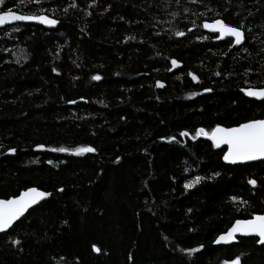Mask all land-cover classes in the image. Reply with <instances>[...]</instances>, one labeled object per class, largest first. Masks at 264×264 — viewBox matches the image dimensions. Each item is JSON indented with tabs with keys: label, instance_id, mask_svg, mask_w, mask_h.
Returning <instances> with one entry per match:
<instances>
[{
	"label": "trees",
	"instance_id": "obj_1",
	"mask_svg": "<svg viewBox=\"0 0 264 264\" xmlns=\"http://www.w3.org/2000/svg\"><path fill=\"white\" fill-rule=\"evenodd\" d=\"M8 9L58 25L0 28V198L50 193L0 233V264H264L256 237L215 244L235 220L264 215V160L224 164L225 148L192 138L263 117L264 99L244 90L264 86V0ZM217 19L244 42L206 31Z\"/></svg>",
	"mask_w": 264,
	"mask_h": 264
},
{
	"label": "snow or ice",
	"instance_id": "obj_2",
	"mask_svg": "<svg viewBox=\"0 0 264 264\" xmlns=\"http://www.w3.org/2000/svg\"><path fill=\"white\" fill-rule=\"evenodd\" d=\"M4 0H0V4H3ZM28 21L36 20L44 24L55 25L56 20L49 18L46 15H21L13 12L12 9L7 11H0V26L11 23L12 21ZM203 27L218 31L220 37L232 36L235 39L236 44H240L243 39V33L239 28L230 26L224 23L223 20H214L212 23L205 22ZM176 35H183V33L177 32ZM173 66L177 64L176 60L172 61ZM56 71V69H53ZM93 79L99 80L100 77L96 76ZM196 79V77H193ZM159 84V82H158ZM205 91H210L205 89ZM248 96H254L258 98H264V88L260 89H245ZM195 95V94H193ZM74 103V101L72 102ZM187 131L180 132V136H188ZM197 136L208 137L213 146L219 147L221 144L228 146V151L223 155V159L227 162L236 163L254 160L259 157H264V119H253L245 123H241L236 127L224 128L220 125L212 128L210 132L204 128H198L195 130V135L192 137L195 139ZM169 140H175V137H168ZM37 147H43L38 145ZM15 149H9V152H15ZM58 151H66V149H58ZM77 152H95L96 149L92 147H83L76 150ZM214 175H219L215 173ZM201 177H195L192 182L186 183L185 188H191L194 184L199 183ZM249 184L255 185L256 181L250 179ZM49 193L39 191L37 188H29L26 191L21 192L18 196L9 199H0V231H4L13 225V222L18 220L24 213L33 205L36 204L43 197L48 196ZM236 200L237 197H232ZM246 203V202H245ZM250 234L254 233L260 237L258 242L264 243V215H254L251 219L247 220H236L232 226L227 230L226 233L221 234L217 237L216 243L219 242H230L235 239V234ZM15 243H18L15 242ZM93 249L97 252L100 251L95 245ZM197 249H188L189 253L196 251ZM240 257L237 256L231 261H225L224 264H239Z\"/></svg>",
	"mask_w": 264,
	"mask_h": 264
},
{
	"label": "water",
	"instance_id": "obj_3",
	"mask_svg": "<svg viewBox=\"0 0 264 264\" xmlns=\"http://www.w3.org/2000/svg\"><path fill=\"white\" fill-rule=\"evenodd\" d=\"M13 12H15V13H17V14H20V13H18V12H16V11H13ZM21 15H24V14H21ZM43 15H46V14H43ZM46 16H48V15H46ZM49 18H51V19H54V18H52V17H50V16H48ZM54 20H56V19H54ZM217 20H220V19H217ZM57 21V23L55 24V25H49V24H44V23H41V22H39V21H36V20H28V21H22V20H17V21H12L11 23H7V24H4V25H2V26H0V28H2V27H5V26H9V25H12V24H15V23H35V24H40V25H42L45 29H54L57 25H58V20H56ZM209 23H212V22H209ZM234 27V26H233ZM206 29V28H205ZM207 31H209V32H211V33H215V34H218L219 35V37H220V33L218 32V31H213V30H211V29H206ZM242 33H243V31L242 30H240ZM221 39H232L233 40V45L234 46H239V45H241L243 42H244V33H243V39H242V41H241V43L240 44H236L235 43V39H234V37H232V36H230V35H228V36H224V37H222ZM260 88H264V86L263 87H259V88H252V89H260ZM245 95L248 97V98H250V99H254V100H263L264 98H258V97H254V96H248L247 94H246V91H245ZM259 119H264V114H263V117L262 118H259ZM247 122V121H246ZM243 123H245V122H243ZM236 126H238V125H236ZM236 126H231V127H236ZM221 127H224V126H221ZM231 127H224V128H231ZM205 138H207L209 141H211L208 137H206L205 136ZM212 142V141H211ZM219 147H225V152L226 151H228V146L226 145V144H221ZM224 152V153H225ZM224 153H223V155H224ZM223 155H222V161H223V163L224 164H228V165H234V164H245V163H251V162H258V161H263L264 160V157H259V158H257V159H254V160H249V161H243V162H236V163H231V162H227V161H225L224 159H223ZM29 188H37V187H34V186H32V187H28V188H26V189H24V190H21L19 193H18V195L21 193V192H23V191H26L27 189H29ZM38 189V188H37ZM39 191H42V190H40V189H38ZM42 192H44V191H42ZM47 193V192H46ZM18 195H16V196H18ZM50 196V193H49V195L48 196H46V197H43L42 199H40L36 204H38L39 202H41L42 200H44L45 198H47V197H49ZM13 197H15V196H11V197H8V198H0V199H9V198H13ZM36 204H33L31 207H33L34 205H36ZM30 207V208H31ZM29 208V209H30ZM28 209V210H29ZM27 210V211H28ZM26 211V212H27ZM25 212V213H26ZM24 213V214H25ZM22 217V216H21ZM20 217V218H21ZM20 218H18V219H20ZM237 220H247V219H237ZM18 220H16V221H14L13 222V225H14V223H16ZM236 221V220H235ZM234 221V222H235ZM233 222V223H234ZM232 223V224H233ZM232 224L230 225V227L232 226ZM11 227V226H10ZM229 227V228H230ZM229 228H227V230L229 229ZM8 230V229H7ZM7 230H4V231H0V233H2V232H5V231H7ZM227 230H225L224 232H222V233H220L218 236H220L221 234H223V233H226L227 232ZM217 236V237H218ZM217 237H216V239H215V241L217 240ZM244 237H257L258 238V240H260V237L258 236V235H256V234H254V233H250V234H241V233H236L235 234V239L234 240H232V241H230V242H219V243H216L215 242V244H217V245H230V244H233L234 242H236L237 241V239H239V238H244ZM260 243V242H259ZM261 244H264V243H261Z\"/></svg>",
	"mask_w": 264,
	"mask_h": 264
},
{
	"label": "bare ground",
	"instance_id": "obj_4",
	"mask_svg": "<svg viewBox=\"0 0 264 264\" xmlns=\"http://www.w3.org/2000/svg\"><path fill=\"white\" fill-rule=\"evenodd\" d=\"M21 14V13H20ZM24 15H31V14H24ZM38 15H40V14H38ZM31 24H35V23H31ZM37 25H40V24H37ZM40 26H42V25H40ZM231 26V25H230ZM6 27V26H5ZM43 27V26H42ZM3 28V27H2ZM207 31V30H206ZM209 32V31H208ZM211 33V32H210ZM212 34H215V33H212ZM216 35H218V34H216ZM218 37H219V35H218ZM221 39V38H220ZM232 40V39H231ZM232 42H233V40H232ZM250 88H253V87H250ZM248 89V88H247ZM208 140V139H207ZM211 142V141H210ZM219 148H225V147H219ZM224 152H225V150H224ZM223 152V153H224ZM223 155V154H222ZM221 160H222V158H221ZM223 162V161H222ZM25 215V214H24ZM23 215V216H24ZM19 220V219H18ZM15 224V223H14ZM257 238V237H256ZM258 239V238H257ZM259 241V240H258Z\"/></svg>",
	"mask_w": 264,
	"mask_h": 264
}]
</instances>
